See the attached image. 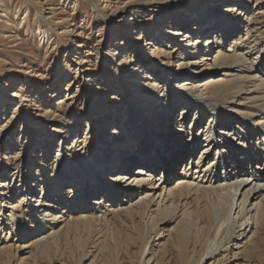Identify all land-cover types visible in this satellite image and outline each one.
<instances>
[{"label": "bare ground", "instance_id": "obj_1", "mask_svg": "<svg viewBox=\"0 0 264 264\" xmlns=\"http://www.w3.org/2000/svg\"><path fill=\"white\" fill-rule=\"evenodd\" d=\"M87 1L98 15L109 22L107 4L100 6L98 0ZM257 1L220 0L218 6L221 9L217 15L223 13V17L230 20L229 27L231 23L236 28L244 11H257L264 16V7ZM74 3L71 4L72 8ZM130 3L194 7L189 0H130L126 5ZM214 4H208L205 15L192 17L191 20L195 19L201 24L207 22L211 15H216L217 4ZM215 19H211L213 22L210 27L203 29L200 26L192 32L195 36L192 44L196 47L200 39L206 36L200 58L207 62L209 60L206 64L207 76L202 79L192 76L190 67L195 64L194 57L199 53L191 51L192 44L186 43L190 47L191 60L179 62L175 69L171 68L170 51L162 50L166 59L163 74H168V79L172 78L171 85L162 93L158 92L159 85L153 81L145 84L149 85L148 88L136 89L134 84L127 86L126 91L130 90L129 98L135 104L138 100L142 101L133 110L136 109L135 113L140 119H136V122H143L148 136L137 139L140 130L138 124L128 130L119 129L116 132L118 135L113 138L106 136L110 133L109 124L103 119L104 116H100L94 127L97 133L94 145L102 148L92 161L81 145L84 142L81 130L75 129L73 141L70 144L64 143L56 150L57 165L49 171L48 168L42 169L41 174L37 170L28 178L43 185L52 182L58 191L52 197V194H37L31 189L24 191L23 201L33 202L24 206V209L20 201L14 204L6 202L8 209L0 218L2 235L4 229H7L14 236L18 235L21 243L32 239L38 257L43 255L49 263L67 258L73 264H91L101 252L100 256L106 251L109 253L104 254L106 261L109 255L113 257V264H123V258L128 260V264H204L206 261H210L209 264H231L256 241L253 256L258 264H264V46L252 51L258 45L256 40L264 38V30L258 32L257 24L262 23L259 21L257 24L246 25L244 36L237 37L234 30L223 32L221 38L213 36V43L221 41L225 47L212 46V43L209 45L212 42L211 36L207 35L209 29L217 34L222 24L219 18ZM172 20L175 28L177 23L184 25L189 21L180 18L177 21L174 17ZM185 30L178 28L176 35L186 34ZM171 37L175 39L176 36L172 34ZM234 37L238 38L237 41H234ZM149 43L137 46V51H146L152 45ZM238 46L246 50L241 51ZM155 49L153 47L151 51L157 57ZM117 59L123 77L135 78L141 75L143 65L138 64L140 60H133L126 53ZM211 67L216 70H210ZM220 67L223 69L219 70ZM180 70L186 73L177 75ZM2 76L0 73V88L7 86ZM168 92L174 93L177 102H183L184 105L180 107V110L183 109L182 114L186 109L191 111L195 108L196 112L201 113L197 121L198 114L194 113L193 124L188 127H183L180 122L184 116L180 117L182 119L176 122V130H180L183 135L181 132L176 134V130L171 127L170 111L174 104L167 97ZM18 95L15 90L10 96ZM106 96L113 104H125L128 99L125 92H122L121 98L117 91H111ZM153 100L160 102L158 108L152 106ZM20 103L21 108H24L21 100ZM143 105L144 112L140 113L138 108H143ZM133 110L129 112L131 115ZM65 129L70 130L69 126L64 125L60 132H65ZM206 130H210L209 137L205 135ZM200 135L203 139L198 141ZM170 138L174 140L167 147L165 142ZM188 140L196 144L195 151L187 143ZM133 142H136V155L142 153L141 157L138 156L140 160L131 162V165L138 162L134 172L127 156L129 151L126 150L133 147ZM113 143L116 144V150L109 155ZM72 158H77L78 162L85 161L89 166L80 170ZM220 167L229 169L230 173L226 177L218 176L215 171ZM179 168L180 171H177ZM105 179L102 191L96 189L94 198L85 197L88 185L98 187ZM66 184L71 186L66 187L67 194L61 195V187ZM2 209L3 204L0 205V214ZM80 222L82 233L78 234L75 231L79 226H75ZM70 228H74L75 234H71V241L75 245L69 247L71 241L68 239L63 242L61 250L58 238L64 232L63 229L66 231ZM12 239L16 240L14 237ZM13 245L8 237L3 240L0 238V256L10 252ZM12 253L14 258L15 252ZM246 256L243 258L248 259ZM7 258L10 259V256Z\"/></svg>", "mask_w": 264, "mask_h": 264}, {"label": "rangeland", "instance_id": "obj_2", "mask_svg": "<svg viewBox=\"0 0 264 264\" xmlns=\"http://www.w3.org/2000/svg\"><path fill=\"white\" fill-rule=\"evenodd\" d=\"M98 1L100 6L107 4L109 22H106L102 16L98 15L95 8L87 0H76L75 3L72 0H0V73L4 77L3 81L7 84L6 87L0 88V205L3 204L0 218L3 217L4 211L8 209L6 202L14 204L20 201L22 209L29 203H33L22 199V194L28 189L37 194L43 192L52 194L51 197L54 196L55 191L57 192L58 189L53 187L52 182H47L43 185L40 182L34 183L33 180L31 181L28 178L30 174H34L37 170L41 174L42 169L48 168L49 171L52 166L57 165L55 152L64 143L70 144L73 141L76 134L75 129L79 128L81 130L80 133H82L81 136L84 139L81 145H83L87 157L90 156L91 160L102 148L99 145L97 147L94 145L97 134L94 127L96 122H98L97 120L102 116L109 124L110 133L105 134L106 136L110 135L113 138L118 135L116 132L119 129L122 131L128 130L134 124L135 127L138 124V130H140L138 131L139 137L137 139L145 138L147 135L146 128L143 122H139V116L135 113L142 101L138 100L136 101L138 103L135 104L133 99L129 98L130 90L126 91V89L130 84H134L136 89L148 88L149 85L145 86V84L148 81L150 83L153 81L155 85H159L158 92L162 93L168 85H171L172 78L168 79V74H163V70L166 68V59L163 57L164 51H170L171 53L172 69H175L178 63L185 59V61L191 60V54L188 50L190 47L186 43H189V45L194 43L195 38L193 40V37L195 36L192 32H195L200 26L203 29L204 27H210V23L215 21V18H219V21H222L220 25L222 27L219 26L217 34L209 29L210 31L207 35L211 36L210 41L212 40V42L209 45L212 43V46L215 44L214 46L225 47L223 46L225 44L221 41L213 43V36L216 35V37L221 38L223 32L230 33L234 30L237 33V37L238 35L244 36V27L257 24L259 21H262V23L261 25L257 24L258 32L264 30V16L257 11L253 13L244 11L236 25L238 28H233L231 23L229 27L230 20L223 17V13L217 15L221 9L218 6L220 0L210 2L209 0H189L190 4L194 6L192 9L190 6L185 8L178 4L164 7L155 3L146 5L130 3L126 5L130 0ZM65 2L70 3L66 5ZM211 2L217 4V8L215 7L216 15H211L207 22L203 21V24H201L202 22L197 23L195 19L191 20L192 17L205 15L208 4ZM257 2L264 7V0H258ZM72 3H74V8L71 6ZM130 17L132 18L128 20ZM173 17L177 21H179V18L183 19V21L189 19V21H186L184 25L177 23L175 28L172 25ZM116 18L121 22L117 21ZM118 23L119 25L116 26L115 24ZM178 28L187 29L185 30L186 34L176 35ZM170 34H175V39ZM177 37L180 38L176 40ZM237 37H234V41H237ZM204 38L206 36L200 39L202 43L200 42L197 47L193 44L191 45V51L196 50L199 53L196 55L197 57H194L196 60L195 64L190 67L192 76L195 79H202L207 76L208 70L206 67L208 65L206 64L209 63V60L207 62L200 58L202 55L201 49H203L202 44L205 43ZM263 39L260 37V39L256 40L258 45L252 51L264 46L262 44ZM146 42L152 44L149 49L141 53L138 52L137 46ZM152 46L158 52L157 57H154L151 51L153 49ZM238 49H241V51L246 50L242 46H238ZM125 53L129 58L132 57L133 60H140L138 64L143 65L142 73L139 77H123L120 73L117 58H120ZM221 69L223 68L220 67L219 70ZM210 70L214 71L216 68L211 67ZM183 73H186V71L180 70L177 75ZM155 85L153 89H155ZM120 88H122V92L126 93L128 99L125 104H113L106 98V95L111 91H117L121 98L122 92ZM15 90L18 91L19 95L11 97L10 95ZM173 94L168 92L166 95L174 104L170 111L172 121L170 122L171 127L174 128L172 129L175 131L176 129L178 130L176 122L182 119L180 118L181 116L184 117L180 123H183V127H188L193 124L192 116L194 113L198 114L196 121L201 116V113L196 112L197 108H195L191 109V111L186 109L185 113L183 112L182 114L181 111L183 109L180 110V107L183 102H180V100L177 102ZM20 100L23 102L24 108H21ZM151 102L153 103L152 106L159 107L160 102L158 100ZM148 103L149 101H147ZM133 107L136 109L133 110ZM144 109L145 105H143V108H138V111L143 113ZM132 110L133 114L131 115L129 112ZM134 116L135 118L132 120ZM136 119H139V121L136 122ZM64 125L69 126L70 130L65 129V132L61 133L60 130L64 128ZM55 127L59 130H54ZM177 130L176 134L181 132ZM171 140L174 139L170 138L165 142L167 147ZM135 143L133 142L134 145L129 148L130 150L126 149L127 152L129 151L127 156L130 159V165L134 160H140L139 158L142 154L137 153L136 155ZM112 145L108 151L109 155H112L116 150V144L113 143ZM139 155L140 157H138ZM121 157L123 156L121 155ZM74 159L72 158V161L78 163L77 158ZM79 163L86 167L89 166V163L86 164L85 161ZM137 163L130 166L133 172L136 170ZM180 169H177V171H180ZM27 182L30 183L26 185ZM105 184L106 179L98 187L88 185V188L85 189V197L88 199L89 197L94 198L95 190L102 191ZM70 186V184L62 186L61 195L67 194V188ZM16 210L19 211L18 209ZM81 223H77L75 226V228L79 226L78 229H81L79 230L80 233L78 229H76L75 233H82ZM63 231L66 234L63 232V235L60 234L61 236L58 238L61 242L58 241V246L60 244L62 246H60L61 250L63 249V242L68 239V241H71V237H73L71 234H75L74 228L66 231L63 229ZM17 236H14L12 232H7V229H4V235L0 232L2 240L8 237L14 244L13 247L11 246L10 252L4 253L1 255L2 257L0 256V264H15L17 262L21 264H32L34 262L35 264H73L67 258L49 263L43 255H40V258L38 257V252L32 244V239L21 243ZM65 236L66 239L64 238ZM13 237L16 240H13ZM255 244L256 241L254 245H249L245 249V251H248L241 252V257L235 259L236 262L231 264H256L257 259L256 257L254 258ZM15 245H18L19 248H15ZM74 245V241L68 244L71 248ZM11 251L15 252L14 258L11 256ZM105 253L106 251H103L104 262V258L98 255L95 258L98 259L91 264H104L105 262L106 264H113V257L108 255V262L105 256L109 253L107 252L104 255ZM32 255L35 257H32ZM9 256L11 260L13 259L12 261L7 258ZM99 256L100 259L103 258L102 261ZM245 256L250 261L243 258ZM35 258L37 259L35 260ZM123 260V264H128L126 258H123ZM209 262L206 261L204 264H209Z\"/></svg>", "mask_w": 264, "mask_h": 264}]
</instances>
